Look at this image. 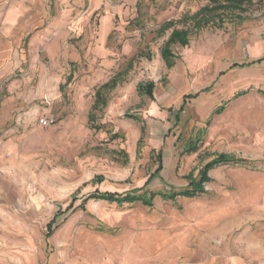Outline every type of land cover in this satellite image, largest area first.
Wrapping results in <instances>:
<instances>
[{"label":"rangeland","instance_id":"rangeland-1","mask_svg":"<svg viewBox=\"0 0 264 264\" xmlns=\"http://www.w3.org/2000/svg\"><path fill=\"white\" fill-rule=\"evenodd\" d=\"M206 4L0 0V264H264V0L169 68Z\"/></svg>","mask_w":264,"mask_h":264},{"label":"trees","instance_id":"trees-1","mask_svg":"<svg viewBox=\"0 0 264 264\" xmlns=\"http://www.w3.org/2000/svg\"><path fill=\"white\" fill-rule=\"evenodd\" d=\"M254 3V0H208V4L205 6H202L193 16L192 21L194 23L187 28H173V30L170 33V36L165 43V45L161 49V55L164 61L166 62L167 66L170 68L172 67L177 59V54H175L172 50L173 44H180L182 46H186L190 42V35L192 30L199 31L203 29L205 26L210 24V18L208 17L209 14H215L216 16L221 15L218 17L222 21H224L223 15L228 13V11H245L247 10L248 6L252 5ZM223 14V15H222ZM214 20V19H213ZM212 23H217V21H213ZM222 25V24H220ZM173 26V22L169 21L162 27L163 30L166 28H170ZM119 78L114 76L107 82L103 83L101 86L98 87V89L95 92V100L91 108V112L89 114V122L93 126L94 120L97 118V113L107 105L108 103V92L115 88L119 83ZM155 88V83L153 81L147 82V83H139L138 85V92L139 94H149L152 95ZM96 126H98L96 124ZM99 126H103L102 124ZM224 164L222 160H216L212 163H209L205 166V168L201 171L200 180L195 182L193 191L194 194L198 191L203 192L205 190L204 184L208 182L211 178L209 176V171L213 169L215 166ZM190 191V190H189ZM187 190V194L189 193ZM90 198H113L115 199V193H109V194H100V193H94L89 195L86 200ZM129 196H126V199H128ZM131 198V197H130Z\"/></svg>","mask_w":264,"mask_h":264},{"label":"built area","instance_id":"built-area-1","mask_svg":"<svg viewBox=\"0 0 264 264\" xmlns=\"http://www.w3.org/2000/svg\"><path fill=\"white\" fill-rule=\"evenodd\" d=\"M53 121H54L53 119L48 118V117H41L39 119V122L42 126H49L53 123Z\"/></svg>","mask_w":264,"mask_h":264}]
</instances>
